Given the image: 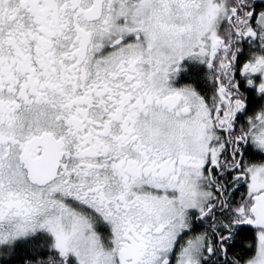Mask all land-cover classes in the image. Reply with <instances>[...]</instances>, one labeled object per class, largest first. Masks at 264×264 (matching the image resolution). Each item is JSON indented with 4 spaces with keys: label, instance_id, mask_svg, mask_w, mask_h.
<instances>
[{
    "label": "snow or ice",
    "instance_id": "obj_1",
    "mask_svg": "<svg viewBox=\"0 0 264 264\" xmlns=\"http://www.w3.org/2000/svg\"><path fill=\"white\" fill-rule=\"evenodd\" d=\"M0 264H264V0H0Z\"/></svg>",
    "mask_w": 264,
    "mask_h": 264
}]
</instances>
